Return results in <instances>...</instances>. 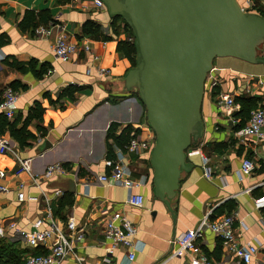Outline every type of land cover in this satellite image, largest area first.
Returning <instances> with one entry per match:
<instances>
[{
	"label": "crops",
	"instance_id": "0c3cea01",
	"mask_svg": "<svg viewBox=\"0 0 264 264\" xmlns=\"http://www.w3.org/2000/svg\"><path fill=\"white\" fill-rule=\"evenodd\" d=\"M254 2L260 10L264 9V1ZM27 10L34 12L35 28L31 25L22 30L19 21ZM41 11H47L46 20L40 19ZM85 21L97 26L93 36L82 31ZM124 24L93 0H0V98L3 87L11 82L16 83L18 92L13 115L5 119L16 120V126H20L30 116L26 122L27 145L20 146L6 128L1 129L9 137L13 152H0V168L5 173L0 183L8 187L7 191H0V226L4 230L0 237V264H24L25 255L46 253L57 237L55 231L45 243L30 245L16 229L31 231L33 221L42 218L41 227L52 220L63 233H69L65 225L68 217L83 225L84 235L75 250L92 264H188L189 253L171 254L173 240L195 227L207 211L210 218L227 213L229 204L235 212L233 228L238 241L257 245L248 264H264V205L254 204L256 197L264 195V127L261 137L236 133L249 111L264 104V61L247 62L231 56L213 59L201 101L202 139L186 150V160L193 165L183 173L167 207L152 197L149 184L148 157L153 138L151 145L139 153L122 149V162L134 175L144 173V183L128 189L111 178L96 179L109 171L104 163L106 142H111L112 149L116 146L106 137L109 124L116 122L117 132L130 125L131 134L141 138L145 136L144 127L149 126L144 106L135 93L112 92L107 87L109 78L123 75L132 65L123 50L117 49L119 40H129L130 32ZM39 26L50 27L52 33L40 36L35 32ZM59 26L79 46L87 42L89 49L79 47L69 61L55 59L52 45ZM11 60L23 69L10 66L7 61ZM95 64L108 72L99 73ZM68 83L81 86L76 99L55 101ZM219 92L232 94L234 105L217 106ZM35 102L43 107L41 119L30 115ZM196 149L205 157V164ZM16 157L29 158L30 169L16 174ZM243 157L257 162L248 175L239 172ZM55 162L68 172L44 176L45 167ZM204 165L211 171L208 178L203 175ZM69 179L75 180L73 191L69 189ZM19 184L22 200L16 197ZM131 192L143 195L141 207L126 201ZM112 212L125 215L137 228L139 250L133 260L126 258L127 247L116 244L112 248L104 234V221ZM195 244L211 264H246L228 253L220 237L208 229ZM58 264L79 263L66 256Z\"/></svg>",
	"mask_w": 264,
	"mask_h": 264
},
{
	"label": "water",
	"instance_id": "95a60500",
	"mask_svg": "<svg viewBox=\"0 0 264 264\" xmlns=\"http://www.w3.org/2000/svg\"><path fill=\"white\" fill-rule=\"evenodd\" d=\"M100 1L129 27L135 48L134 63L109 78L107 87L135 93L144 106L154 133L151 193L168 207L193 165L186 150L202 139L201 101L213 59L263 62L264 15L242 10L238 0ZM74 179H69L71 191Z\"/></svg>",
	"mask_w": 264,
	"mask_h": 264
},
{
	"label": "built area",
	"instance_id": "2783aa9c",
	"mask_svg": "<svg viewBox=\"0 0 264 264\" xmlns=\"http://www.w3.org/2000/svg\"><path fill=\"white\" fill-rule=\"evenodd\" d=\"M94 4L100 7H104L100 0H93ZM239 5L242 10L254 11L256 13L262 12L264 14V9L260 10L254 0H238ZM35 32L40 36H48L52 33L50 27L39 26L35 29ZM131 40V37L128 38ZM82 48L83 50H88V43L85 42L79 46L76 40L68 38L64 32L63 26L59 28L54 33V41L52 45L53 57L59 61H69L73 52ZM97 56H93V60H96ZM96 69L101 74H106L108 69L95 64ZM18 96L17 90L13 89L11 86H4L0 98V112L5 117H11L13 115V109L15 107L16 99ZM216 104L219 107L230 108L234 105L233 95L227 92H219L216 98ZM235 120L233 119V122ZM264 127V104L257 105L249 111L248 118L246 122L236 131L239 134H247L255 137L263 136ZM145 136L141 138L138 134H133L128 139V141L123 145V147L114 146L113 152L114 156L112 158H106L104 163L109 166V171L104 172L96 176L99 181H106L111 178L114 182L119 183L128 189L141 185L146 180V175L144 173L134 175L131 168L122 162L123 148L125 152L139 153L141 150L149 147L151 145L152 138H154L153 130L150 126L144 127ZM10 151L13 152L12 146L10 144L9 137L1 131L0 128V152ZM194 151V150H193ZM200 153L199 149H196ZM201 159L205 164L206 159L200 153ZM17 166L14 172L17 174L23 170L30 169V159L26 157H16ZM264 162V157L262 158ZM257 165V162L249 157H243L240 161L239 172L240 174L248 175L251 173ZM53 172L67 173L61 164L55 162L48 164L43 175L48 176ZM203 175L205 177L211 176V171L208 166H203ZM5 176L4 170L0 168V178ZM76 176L75 174L73 177ZM8 187L5 184L0 183V191H7ZM16 197L18 200L23 199L22 185H17ZM126 201L137 207L143 205V195L141 193H129L127 195ZM254 204L257 207L264 205V195L256 197L254 199ZM210 211H207L201 216L198 223L193 228H188L178 235L172 243H174L173 249H171L172 255H180L184 252L189 253L188 264H211L207 257L197 250L195 240L201 237L206 229L214 232L221 239L222 247L230 254L238 257L241 261L248 264L251 260L252 255L257 250V245L251 242H239L235 231L233 228V221L235 218L234 210L210 218ZM264 221V219H263ZM42 218H37L33 221L32 225L34 229L31 231H24L21 229H16V233L23 238L30 245H37L39 243H45L46 238H48L51 233H57L56 239H54L49 245V250L46 253L37 254H27L24 256V264H58L64 257L71 256L77 260L79 264H92L86 261L83 256H81L76 250L75 246L77 242L82 239L84 235L83 225H77L72 217H68L66 221V228L69 233H63L61 229L57 227L54 221L49 220L45 223V226L41 227L43 224ZM104 234L110 239L112 248L116 244H121L127 247L126 258L130 261L133 260L138 247V239L135 238L137 228L135 225L123 214L119 212H112L104 221L103 227ZM4 235L3 227L0 226V237Z\"/></svg>",
	"mask_w": 264,
	"mask_h": 264
},
{
	"label": "trees",
	"instance_id": "16d2710c",
	"mask_svg": "<svg viewBox=\"0 0 264 264\" xmlns=\"http://www.w3.org/2000/svg\"><path fill=\"white\" fill-rule=\"evenodd\" d=\"M48 18L47 11H41L40 13V19L41 20H46ZM34 12L27 10L25 11L24 16L22 19L19 21V27L22 30H25L27 27L32 25V28H35L34 24ZM97 26L92 22V21H85L84 24L82 25V31L84 33H87L89 36H93L94 32L96 31ZM32 29V31H33ZM124 29L128 30L130 32L129 27L124 24ZM129 37H131V40H119L117 43V49H122L123 52L128 56V58L132 61V64L134 63V53H135V48L133 44V37L131 35V32L129 34ZM102 38H106L105 36H102ZM7 63L10 66H17L18 69L22 70L23 66L18 63L17 61L11 60L7 61ZM11 87L15 89L16 83L11 82L10 83ZM81 89V86L75 85L72 83L66 84L58 93L57 98L55 101H59L60 99H65L67 101H74L77 97V92ZM51 102H53L51 100ZM60 107L63 106V103H59ZM43 110V107L40 105L39 102L34 103V107L30 113L31 117H35L37 119H41V112ZM248 116V115H247ZM30 117V116H29ZM29 117L26 119L28 121ZM4 115L0 113V128L3 130L6 128L9 132V135L14 138L20 146L27 145L28 142L26 141L27 139V131H26V122L24 121L20 126L17 125V121H9L5 119ZM244 122L241 124L243 125ZM241 125L238 124L240 127ZM238 127V128H239ZM117 129V123L116 122H111L107 128V133L106 137L107 140L111 139V141L119 147H123V145L128 141V139L132 136L131 134V126L126 125L125 127L121 128L118 132L116 131ZM106 155L108 158H112L114 156V152L112 149V144L111 142H106ZM233 211V207L231 204L228 205L227 208V213ZM221 215V214H220ZM218 215V216H220Z\"/></svg>",
	"mask_w": 264,
	"mask_h": 264
}]
</instances>
